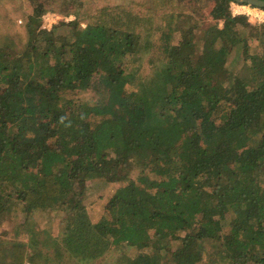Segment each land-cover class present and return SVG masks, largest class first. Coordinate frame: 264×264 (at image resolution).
<instances>
[{"label":"trees","instance_id":"trees-1","mask_svg":"<svg viewBox=\"0 0 264 264\" xmlns=\"http://www.w3.org/2000/svg\"><path fill=\"white\" fill-rule=\"evenodd\" d=\"M25 1L0 46V264H264V22L234 0Z\"/></svg>","mask_w":264,"mask_h":264},{"label":"rangeland","instance_id":"rangeland-1","mask_svg":"<svg viewBox=\"0 0 264 264\" xmlns=\"http://www.w3.org/2000/svg\"><path fill=\"white\" fill-rule=\"evenodd\" d=\"M107 1L111 3H119V2H126L128 0H104L99 3L101 5ZM208 1L209 0H207L205 3H208ZM26 2L27 1L25 0H0V46L4 43V40H10V39L15 40V42L17 43V46H21V44H23L24 40L21 41L22 31H24L23 23L26 20L25 15L29 12ZM211 5L212 4L210 2L208 3V5H205L203 8L202 12L207 16L210 15ZM231 8L234 14H245L249 17L250 21L254 23L264 22V10L261 8L253 7V6H250L247 4H241V3H232ZM57 14L60 16V19L56 21V24L59 22V20L65 19V17L71 16V15L69 16L66 15L62 17L61 14L59 13ZM42 23H43V17H42ZM144 58L146 62V59L148 58V56ZM112 189H114V187L112 185H109V188L106 189V192H104V195H102L101 198L95 199L89 205V212L93 220L96 221L102 217L103 213L105 212L104 209H105L106 201L109 198V196L113 194L114 192V190ZM50 220L46 219V220L39 221L38 219L35 218L34 220L33 218V223L35 224L39 223V228L41 229V232L39 231L38 233H40L41 239H45L48 235V233L44 231L45 229H48V230L50 229L54 233L55 228H57V224L59 223V221H57L56 219L55 221L50 223ZM12 230H13V223L11 222L10 218L6 217L5 220L0 222V237H5L4 235H6L7 237L8 236L7 233H10ZM19 239L28 240V235H25L24 233H22L19 236ZM129 250H130L131 255L135 254L134 249L132 250L129 248ZM70 260L71 258L68 259V261ZM71 262L74 264H84V263H81V261H71ZM90 264H95V261L91 262Z\"/></svg>","mask_w":264,"mask_h":264},{"label":"built area","instance_id":"built-area-1","mask_svg":"<svg viewBox=\"0 0 264 264\" xmlns=\"http://www.w3.org/2000/svg\"><path fill=\"white\" fill-rule=\"evenodd\" d=\"M53 12V11H52ZM51 11H48L46 12L44 15H43V23H42V27L45 28V29H51L52 26L54 24H56V21L58 19H60V16L56 13V12H53L52 13ZM55 17V18H54ZM52 18V19H50ZM74 18L73 15H71L70 17H65L66 20H72Z\"/></svg>","mask_w":264,"mask_h":264},{"label":"water","instance_id":"water-1","mask_svg":"<svg viewBox=\"0 0 264 264\" xmlns=\"http://www.w3.org/2000/svg\"><path fill=\"white\" fill-rule=\"evenodd\" d=\"M234 1L241 4H249L252 6L264 8V0H234Z\"/></svg>","mask_w":264,"mask_h":264},{"label":"clouds","instance_id":"clouds-1","mask_svg":"<svg viewBox=\"0 0 264 264\" xmlns=\"http://www.w3.org/2000/svg\"><path fill=\"white\" fill-rule=\"evenodd\" d=\"M237 3V2H236ZM247 5H249V4H247ZM250 6H252V5H250ZM253 7H257V6H253ZM258 8H261V7H258ZM264 10V9H263Z\"/></svg>","mask_w":264,"mask_h":264}]
</instances>
